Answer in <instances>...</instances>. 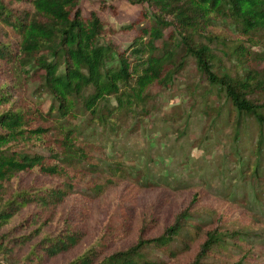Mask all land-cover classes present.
I'll return each mask as SVG.
<instances>
[{"label": "trees", "instance_id": "16d2710c", "mask_svg": "<svg viewBox=\"0 0 264 264\" xmlns=\"http://www.w3.org/2000/svg\"><path fill=\"white\" fill-rule=\"evenodd\" d=\"M96 1L103 7L106 0ZM125 1L141 9L121 28L134 34L120 48L111 40L116 30L94 11L82 15L79 0H0V264H164L145 248L173 258L170 245L186 251L193 235L202 240L184 264H214L203 259L221 235L199 225L189 233L188 207L154 235H147L152 217H143L135 240L112 249L128 237L131 218L109 219L87 240L88 202L67 201L82 182L98 196L114 178L130 179L118 162L98 166L91 142L103 132L137 130L145 90L165 89L187 58L223 92L237 128L243 116L255 122L260 154L264 51L251 46L264 47V0ZM217 46L234 60V75L214 69ZM32 83L36 97L28 94ZM145 174L137 169L132 180Z\"/></svg>", "mask_w": 264, "mask_h": 264}, {"label": "rangeland", "instance_id": "374dc122", "mask_svg": "<svg viewBox=\"0 0 264 264\" xmlns=\"http://www.w3.org/2000/svg\"><path fill=\"white\" fill-rule=\"evenodd\" d=\"M79 7L82 15L94 11L113 27L116 31L111 40L120 48L134 34L121 28L136 19L141 9L125 0H106L103 7L96 0H79ZM223 33L229 35L228 30L223 29ZM218 47L212 48L220 58L214 69H228L234 75V60L221 56ZM263 48L251 46L255 51ZM35 85L28 86L32 97L38 95ZM145 91L149 99L143 115L137 118V130L120 129L115 135L103 132L91 142L98 166L104 169L118 162L131 170L130 179L114 178L98 196L89 194V186L82 182L67 201L81 205L88 202L84 205L87 240L109 219L118 224L131 218L128 237L112 249L123 248L138 236L143 217H152L150 225L155 226L147 235H154L174 213L188 207L189 233L193 225H199L202 230L215 229L221 235L204 261L264 264V148L258 154L255 122L243 116L237 128L236 114L223 92L204 81L191 58L165 89L151 86ZM137 169L141 175L146 171L149 177L145 174L139 178L142 182L133 181ZM192 238L186 251L178 242L170 245L177 254L173 258L151 246L144 253L148 259L164 264H184L202 240L200 235Z\"/></svg>", "mask_w": 264, "mask_h": 264}]
</instances>
